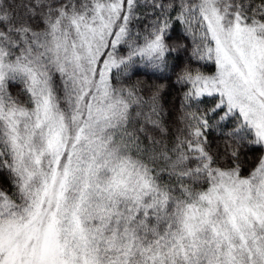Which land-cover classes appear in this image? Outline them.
<instances>
[{
	"label": "snow or ice",
	"instance_id": "6c2138e0",
	"mask_svg": "<svg viewBox=\"0 0 264 264\" xmlns=\"http://www.w3.org/2000/svg\"><path fill=\"white\" fill-rule=\"evenodd\" d=\"M0 264H264V0H0Z\"/></svg>",
	"mask_w": 264,
	"mask_h": 264
},
{
	"label": "trees",
	"instance_id": "16d2710c",
	"mask_svg": "<svg viewBox=\"0 0 264 264\" xmlns=\"http://www.w3.org/2000/svg\"><path fill=\"white\" fill-rule=\"evenodd\" d=\"M173 95H174V94H173ZM167 99H168L169 101H171L172 97H168Z\"/></svg>",
	"mask_w": 264,
	"mask_h": 264
}]
</instances>
